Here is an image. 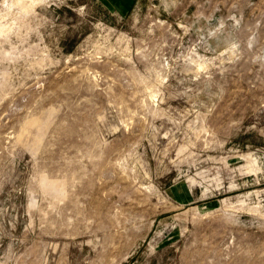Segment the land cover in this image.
Masks as SVG:
<instances>
[{
  "label": "rangeland",
  "instance_id": "rangeland-1",
  "mask_svg": "<svg viewBox=\"0 0 264 264\" xmlns=\"http://www.w3.org/2000/svg\"><path fill=\"white\" fill-rule=\"evenodd\" d=\"M20 1L0 264H264V0Z\"/></svg>",
  "mask_w": 264,
  "mask_h": 264
},
{
  "label": "bare ground",
  "instance_id": "bare-ground-1",
  "mask_svg": "<svg viewBox=\"0 0 264 264\" xmlns=\"http://www.w3.org/2000/svg\"><path fill=\"white\" fill-rule=\"evenodd\" d=\"M17 4H21V1H20V0H17ZM29 7H30V6H29ZM22 8H23V9H26V8L23 7V6H22ZM0 34H1V33H0ZM37 118H38V117H37ZM37 118H35V119L30 118V119H32V120L29 119L30 121H28L27 124H25V125L27 126L26 128H28L29 126L31 127L32 125L35 126L37 123L39 124V122H41V121H40V119H39V120H38L39 122H38V121H37ZM30 127H29V128H30ZM37 127H38V126H37ZM26 128H25V130H26ZM20 134H21V133H20ZM23 134H24V133H23ZM39 139H40V138H39ZM46 188H47V187H46ZM48 189H49V187H48Z\"/></svg>",
  "mask_w": 264,
  "mask_h": 264
}]
</instances>
